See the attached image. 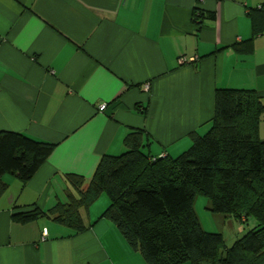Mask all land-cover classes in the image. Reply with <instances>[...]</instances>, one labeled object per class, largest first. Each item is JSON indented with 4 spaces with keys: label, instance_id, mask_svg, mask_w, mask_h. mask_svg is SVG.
Wrapping results in <instances>:
<instances>
[{
    "label": "crops",
    "instance_id": "0c3cea01",
    "mask_svg": "<svg viewBox=\"0 0 264 264\" xmlns=\"http://www.w3.org/2000/svg\"><path fill=\"white\" fill-rule=\"evenodd\" d=\"M263 5L0 0V132L55 144L27 183L5 175L0 264H148L112 221L100 218L109 205L104 195L84 212L90 226L81 232L47 215H17L67 202L74 190L67 174L90 180L103 155L127 150L133 130L144 131L152 156H179L192 132L209 130L218 88L264 97ZM196 9L216 17L198 24ZM195 209L204 226L196 201Z\"/></svg>",
    "mask_w": 264,
    "mask_h": 264
},
{
    "label": "trees",
    "instance_id": "16d2710c",
    "mask_svg": "<svg viewBox=\"0 0 264 264\" xmlns=\"http://www.w3.org/2000/svg\"><path fill=\"white\" fill-rule=\"evenodd\" d=\"M194 17L201 24L216 15L196 9ZM263 116L264 97L255 89L218 88L209 130L192 132L191 146L179 156H152L144 150V131L133 130L124 141L127 150L103 155L90 180L67 174L74 189L67 202L17 216L47 215L81 232L90 226L84 212L105 195L109 205L100 218L112 221L148 264H264ZM54 147L1 131L0 198L8 189L6 174L27 183ZM199 195L209 199L211 212L256 221L255 227L227 245L222 232L204 229L195 209Z\"/></svg>",
    "mask_w": 264,
    "mask_h": 264
},
{
    "label": "rangeland",
    "instance_id": "374dc122",
    "mask_svg": "<svg viewBox=\"0 0 264 264\" xmlns=\"http://www.w3.org/2000/svg\"><path fill=\"white\" fill-rule=\"evenodd\" d=\"M105 198L107 197L105 196ZM207 201L209 202V199L203 195L198 196V199L196 200V205L198 209L197 211L199 212L201 219H203V227L208 231L211 230L222 232L224 234L227 245H232L236 239H238L247 231L255 227L256 221H251L250 223H241L234 216H227L228 221H226V219L222 217L223 214L212 213L211 211H209V209L207 210ZM207 211H209L208 216L204 214ZM229 220H232L234 222L233 226L230 225Z\"/></svg>",
    "mask_w": 264,
    "mask_h": 264
},
{
    "label": "built area",
    "instance_id": "2783aa9c",
    "mask_svg": "<svg viewBox=\"0 0 264 264\" xmlns=\"http://www.w3.org/2000/svg\"><path fill=\"white\" fill-rule=\"evenodd\" d=\"M181 60H184V59L181 58ZM106 107H107V104H106V103H101V104L99 105V108H100L101 110H105Z\"/></svg>",
    "mask_w": 264,
    "mask_h": 264
}]
</instances>
